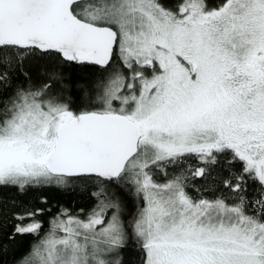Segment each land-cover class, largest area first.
I'll return each instance as SVG.
<instances>
[{
	"label": "snow or ice",
	"instance_id": "obj_1",
	"mask_svg": "<svg viewBox=\"0 0 264 264\" xmlns=\"http://www.w3.org/2000/svg\"><path fill=\"white\" fill-rule=\"evenodd\" d=\"M76 182L0 264H264V0H0V187Z\"/></svg>",
	"mask_w": 264,
	"mask_h": 264
},
{
	"label": "trees",
	"instance_id": "obj_2",
	"mask_svg": "<svg viewBox=\"0 0 264 264\" xmlns=\"http://www.w3.org/2000/svg\"><path fill=\"white\" fill-rule=\"evenodd\" d=\"M156 178L158 182H164L166 179L162 175H158ZM195 183L199 186L203 181L197 180ZM91 191H94V189L90 186L85 188L80 182L70 183L63 188L54 185L44 186L42 188H30L25 193H18L14 187H0V228L10 230L12 225L16 223V221L12 219V214L21 211L22 208L51 209V211L45 212L38 217L42 222L40 237H43L52 228L50 221L57 215L59 209H68L70 213L76 214L79 213L81 209L87 211L94 207L96 201L90 196ZM189 191L193 195L198 194L192 188H189ZM204 195L210 198L212 193L205 192ZM42 198L47 199L46 204L41 203ZM13 201L20 207H13ZM124 201V218L130 219V214L136 211L134 198L125 196ZM137 203H139V201H137ZM29 222L30 221H25V223ZM57 235H61V233L57 232ZM35 242H38V238L33 235L17 236L16 244L11 246V249H14V255L13 251L10 250L9 254L4 257L6 264H13L14 258L26 253L29 250V246ZM123 255L126 258H135V254L130 248L126 249Z\"/></svg>",
	"mask_w": 264,
	"mask_h": 264
},
{
	"label": "rangeland",
	"instance_id": "obj_3",
	"mask_svg": "<svg viewBox=\"0 0 264 264\" xmlns=\"http://www.w3.org/2000/svg\"><path fill=\"white\" fill-rule=\"evenodd\" d=\"M193 162V161H192ZM194 163V162H193ZM196 184V183H195ZM188 191H189V189H188ZM190 192V191H189ZM190 194H192V193H190ZM193 195V194H192ZM198 195V194H197ZM203 195H204V193H203ZM193 196H196V195H193ZM108 215L110 216L111 215V211H109V213H108ZM57 232H59V231H57ZM59 233H61V232H59ZM61 235H62V233H61Z\"/></svg>",
	"mask_w": 264,
	"mask_h": 264
}]
</instances>
